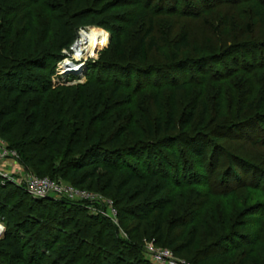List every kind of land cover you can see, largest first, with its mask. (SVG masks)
<instances>
[{"label": "rangeland", "instance_id": "374dc122", "mask_svg": "<svg viewBox=\"0 0 264 264\" xmlns=\"http://www.w3.org/2000/svg\"><path fill=\"white\" fill-rule=\"evenodd\" d=\"M8 26H12L9 39L4 37ZM93 28L105 32L107 42L91 49L93 53L85 66L70 77L73 80L58 82L54 75L56 69L52 74L47 73L51 87L46 91L43 113L50 112L57 124L70 130L79 125L77 114L84 118L79 113V104L86 100L90 105L84 110H90L93 116L83 124L85 138H91L92 143L101 141L100 145L108 149L113 147L107 140L123 132L121 146L132 148L146 143L152 144L154 149L149 154L148 151L140 153L136 159L138 175L123 187L124 175L103 168L98 169L96 177L77 186L70 181L62 165L70 154H64L59 161L54 159L59 149L52 136L51 139L43 137L49 134L51 127H45V118L37 126H40L37 132L43 134L38 138L46 140L42 145L46 147L37 152L47 158L48 170L39 176L60 184L71 196L65 198L68 200L63 204L81 209L74 210L79 223L88 222L86 213L109 220L111 227L94 225L86 240L107 233V243L113 240L121 243L112 249L99 248L101 257L95 258L96 261L127 264L134 259L135 246H142L144 257L151 261L146 252L148 247L171 250L157 245L148 235H142L139 240L132 238L130 228L144 215L138 226L140 233L145 234L147 223L151 228L155 225L160 215L158 209L152 208L156 205L162 210V230L168 240L185 248L180 254L171 250L176 259L189 264H264V123L248 121L252 114L264 115V0H0L1 45L10 47L8 52L17 61L30 62L57 53L63 57L81 32ZM115 34L127 54L146 34L156 45L146 61L129 57L123 60L111 42ZM181 34L186 35L189 44L180 53V62L186 58H210L202 68H190L184 74L170 72L167 79L155 73L147 75L137 71L121 75L115 71L117 67L122 71L127 66L134 70L156 66L162 72V67L171 63H166L167 45L163 40ZM69 35L72 36L70 44L57 51ZM243 45V50L235 52L239 50L236 46ZM59 61L50 60L49 67H57ZM88 63L99 67L90 66L87 70ZM88 79L95 84L81 89L79 85ZM182 79L188 82L185 88L178 87ZM62 86L70 89L60 88ZM173 105L177 112L176 134L204 133L208 141L202 140L194 149H203L204 155L191 152L179 142L166 147V150H174V160L168 153L161 154L155 149L157 141L154 140L164 136L153 135L157 132L156 120L159 116L163 120L167 118ZM190 108L194 109V118L183 127L181 120ZM100 118H104L101 124ZM13 129L16 130V126ZM24 131L19 132L21 139L37 138L34 135L25 138ZM99 137L101 140H97ZM0 138L8 146L9 138L7 141ZM28 146L27 153L31 156V145ZM166 157L176 167L173 170L171 164L162 165L166 184L157 176H146L144 167L148 159L152 160L150 168L156 170L158 161ZM130 160L132 163L133 157ZM6 168L14 177L37 175L35 168L20 158ZM109 201L114 203L116 217L93 211V208L106 211L105 204ZM144 205L146 209L142 208ZM138 207L141 217L133 218L129 210ZM54 208L57 207L52 210ZM81 224H70L61 230L66 234ZM0 226V238H3L6 223L0 220ZM232 232L244 238V245L214 255V249L208 247L210 243ZM195 243H199L198 250H192ZM94 244L106 246L105 241ZM63 246L65 241H60L53 248L56 252ZM1 250L0 247V264H13ZM60 261L58 264H65L62 258Z\"/></svg>", "mask_w": 264, "mask_h": 264}, {"label": "trees", "instance_id": "16d2710c", "mask_svg": "<svg viewBox=\"0 0 264 264\" xmlns=\"http://www.w3.org/2000/svg\"><path fill=\"white\" fill-rule=\"evenodd\" d=\"M247 26V28H249V25ZM11 32L12 26H8L4 37L9 39ZM147 35L148 34L141 36L128 54L125 48L122 47L121 40L117 34L113 35V37L111 36V42H114L113 46L115 52L123 60H125L126 57H129L131 60L146 61L148 60L150 50L156 45L153 38H147ZM163 36L166 37V34ZM2 41L3 39L1 38L0 136L5 140L6 138H9V141L6 140L8 147L16 150L20 159L27 162L30 166H33L37 175H43L42 173L48 171L46 170L47 158L39 155L37 150L40 151L46 147L42 146L46 143L44 142L46 140H44V138H38V135L43 134L37 132V129L40 127L37 128V126L42 124V119L45 118L44 125L46 128L51 127V133L49 132L47 136L43 137H47L48 139L52 136L54 145H57L59 149L57 155L54 156V159L57 161L62 160L64 154H70L62 165L66 170L67 176L74 185H82L88 178L96 177L99 168H103L110 173L124 175L125 182H123L122 187L126 182L135 180L138 175L136 169H139L137 160L141 155L140 153L144 151H148V154L153 152L152 150L154 149L151 147L152 144H137L132 146V148L121 146V135L123 132H120L107 140V144L112 145L113 148H104V146H102L103 144L100 145L101 141L92 143L91 138H85V134L83 133V124L88 123L90 117L93 116V113L90 112V110H84L90 105L89 101L86 100L81 101L79 104V113H81V116H84L82 119L79 116L80 114H77L76 117L80 118L79 125L75 127L72 126V129L70 128V130H68L64 125L57 124V120H55L50 112L46 111L43 113L42 108L45 107L43 103L46 97V91L50 90L51 87V81L47 76V73L52 74L56 69V67L53 66L49 67V61L54 60L55 63H57L62 56L57 53V55L54 56H40L38 57L39 59L30 60V62L24 60H18L20 61L18 62L14 55L8 52V48L10 47L1 45ZM71 41L72 36L69 35L65 42L58 46L57 51H60L62 48L69 45ZM163 41L167 45V51L165 52L166 63L169 61H171V63L162 67V72H160L156 66H147L140 70H134L130 66L123 67L126 71L124 69L120 71L122 68L117 67V70L115 71L121 75H124V73L129 74L130 72L137 73V71H139V73H147V75L155 73L157 76L167 79L170 72H181V74H184L190 68H202L205 62L210 59L201 56L196 59L186 58V60L180 62V53L183 52L189 44L188 39L184 34L173 39L167 37ZM236 48L239 50H236L235 52L241 51L244 49V45L242 47L236 46ZM17 52L18 51H16V53ZM90 66L96 67L97 65L88 63L87 70L90 69ZM98 70H100V68ZM172 80L174 82L177 81L174 77ZM30 83L36 84L38 87H33ZM93 84L95 83L88 79L84 84L79 86L83 89L87 88L88 85ZM187 84V80L182 79L178 82V87L185 88ZM60 88L65 90L70 89V87L63 86ZM202 105L205 106L206 104ZM174 106L175 105L171 107L167 118L163 120L162 117L159 116L156 120L155 128L157 132L153 135L164 136H159L157 137V140H154L157 141L155 142L156 144L154 143L155 149H157L158 152H161V154L168 153L167 155H171L170 158L174 160V150H166V147L179 142L183 143L186 147H189L191 152H197L200 155H204L203 149L199 151L194 150L196 145H199L198 143L202 140L208 141L204 133H199L194 136L185 132H178L179 134H176L178 129L176 125L177 112ZM28 109H32V112H27ZM84 111L87 112L84 113ZM193 118L194 109L190 108L185 112L184 119L181 120V125L185 127L193 120ZM103 119L104 118L98 119L100 124ZM252 120L259 121V124L264 123V115L259 114L257 116L256 114H252L249 116L248 121ZM14 126H16V130L13 129ZM148 128L149 130L152 128L150 123H148ZM221 128L225 129V127ZM22 130H25V138L31 135H34L37 138L29 140L21 139L19 132ZM98 139L101 140V137L97 138V140ZM89 140H91L92 144H87ZM28 145H31V151L33 152V155L31 156L27 153ZM130 157H133L134 159L132 160V163ZM148 160L147 167H144L146 168V176L149 178L157 176L166 184L168 181L165 179L164 172L161 173L162 165L167 167L168 164H171V167L174 170V168H176L175 163H170L168 161L169 159L166 157L164 161H158L159 166L154 170V168H150V162L152 160ZM183 164L185 165V161H183ZM211 164L212 162H209V165ZM11 183L12 182L10 181L2 180L0 177V220L6 223L4 237L0 238V247L2 249L1 251H3V253L5 252L4 256L9 257L13 264L16 262H19L20 264H43L46 260V264H58L61 262V258L65 264H99L95 259L101 257V251L99 248H102L103 250L109 248L112 249V247L116 248L118 247V244H121L120 242L116 243L114 240L110 241V244L107 243V233H102L101 236L95 235L94 239L91 238L92 240H86V237H88L87 235H90L92 232L94 225L99 224L100 227L106 225L111 227L109 220H105L102 216L93 213H86L85 215L88 216L86 219L89 220L88 222H82L81 224L79 223V219L76 218V213L74 212V210L81 211V209L63 204L67 199L34 198L23 186ZM54 206L57 208L52 210V207ZM142 208L146 209V206L144 205ZM152 208L158 209V214L160 215L152 228L148 223L146 224L145 234L142 232L140 233L138 227L141 225V219L145 217V215L141 217L138 214V211H141V208L138 207L137 209L129 210L133 218L141 217L137 220L136 225L130 228L133 232L132 238L139 240L142 235H148L157 245L168 247L175 254H180L185 248L181 247L179 244L177 245L174 240H168V235L162 230L161 208L156 205L152 206ZM70 224L81 225L64 234L61 229L70 226ZM98 233L100 232H97V234ZM243 239L244 238L238 236L237 232H232L220 237L217 241L210 243L208 247L212 250L214 249V255H221L231 249L239 248V245H244L243 242L246 241H243ZM60 241H65V246L55 252V248L53 247L54 245L59 244ZM96 241H105L106 246L100 247L97 244V246H95L94 243ZM198 245L199 243L193 244L192 250H198ZM187 246L188 245L186 244V247ZM135 247H133L136 249L135 252H133L134 259L129 262L127 261V264H154L151 260L144 257L142 246ZM192 260L194 259H191L190 261Z\"/></svg>", "mask_w": 264, "mask_h": 264}, {"label": "built area", "instance_id": "2783aa9c", "mask_svg": "<svg viewBox=\"0 0 264 264\" xmlns=\"http://www.w3.org/2000/svg\"><path fill=\"white\" fill-rule=\"evenodd\" d=\"M92 53L93 52L88 53L84 57L80 56L75 53L72 46L70 51L65 52L62 60L59 61L56 67L55 77L58 82L73 80V78L70 79V77L75 75V73L85 66L86 60L90 58ZM18 158L19 155L17 151L9 148L0 138V177L3 180L12 181L18 186H23L25 190L34 198H71V196L65 192L64 188L60 184L51 181L46 177L39 175H21V177H14L6 167L8 164L10 165L16 162ZM105 205L106 211L104 208L102 210L93 208V211L98 214L101 211L103 216L111 218L116 217L117 210L114 207V203L109 201ZM146 252L155 264H189L184 260L176 259L173 256L172 251L167 248L150 246L146 249Z\"/></svg>", "mask_w": 264, "mask_h": 264}, {"label": "bare ground", "instance_id": "6f19581e", "mask_svg": "<svg viewBox=\"0 0 264 264\" xmlns=\"http://www.w3.org/2000/svg\"><path fill=\"white\" fill-rule=\"evenodd\" d=\"M104 33L105 32H102L101 30L95 28L90 29L88 32H81L79 38L73 44L75 53L84 57L86 56V54L91 53V49L96 44L102 42L106 43L108 35Z\"/></svg>", "mask_w": 264, "mask_h": 264}]
</instances>
